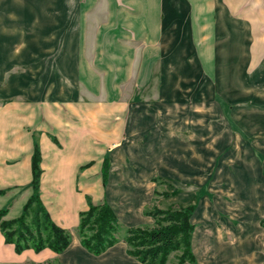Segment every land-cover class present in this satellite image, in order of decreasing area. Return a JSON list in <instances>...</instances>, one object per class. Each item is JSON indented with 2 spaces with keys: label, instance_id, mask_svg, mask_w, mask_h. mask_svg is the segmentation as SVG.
<instances>
[{
  "label": "crops",
  "instance_id": "crops-1",
  "mask_svg": "<svg viewBox=\"0 0 264 264\" xmlns=\"http://www.w3.org/2000/svg\"><path fill=\"white\" fill-rule=\"evenodd\" d=\"M223 125L234 143L217 187L210 171L182 195L192 252L196 264H264V0H0V198L22 211L36 144L39 198L70 234L60 253L16 254L0 232V264H141L122 241L98 255L80 244L86 196L124 228L152 226L155 173L133 154L176 131L189 146L195 128L199 153L183 148L178 172L198 178L230 142Z\"/></svg>",
  "mask_w": 264,
  "mask_h": 264
},
{
  "label": "trees",
  "instance_id": "trees-1",
  "mask_svg": "<svg viewBox=\"0 0 264 264\" xmlns=\"http://www.w3.org/2000/svg\"><path fill=\"white\" fill-rule=\"evenodd\" d=\"M40 160V151L34 144L30 162L31 193L22 206L21 214L13 219H4L7 209L0 208V232L5 243L13 244L16 254L26 249L37 253L44 248L60 253L70 242L69 232L52 222L39 198ZM107 170L105 156L101 167L103 186L106 184ZM2 194L4 190H0V195ZM86 201L88 208L80 213L76 231L80 244L92 254L98 255L122 241L126 244L127 254L141 264H165L168 255L176 250L181 251L177 264L194 262L191 251V236L194 230L191 216L194 205L146 212L155 218L153 226L125 228L123 236L118 237L122 225L112 208L105 201L93 204L88 196ZM29 212L32 216L30 223H27Z\"/></svg>",
  "mask_w": 264,
  "mask_h": 264
},
{
  "label": "rangeland",
  "instance_id": "rangeland-1",
  "mask_svg": "<svg viewBox=\"0 0 264 264\" xmlns=\"http://www.w3.org/2000/svg\"><path fill=\"white\" fill-rule=\"evenodd\" d=\"M195 14H197V9H194ZM137 111L135 108H133L132 112ZM135 114V113H134ZM137 114H135L136 116ZM139 116V115H138ZM136 116V117H138ZM141 123V121H138ZM142 125H140L138 130H143L141 128ZM223 127V132H226L229 134L228 140L230 142L226 145V148L224 151H218L221 146H218L214 148V150L206 156V173L202 172L200 175L201 177H193L191 180H189V177L183 176L181 173L178 172V168L180 166V163L183 162L184 159V153L183 148H190L191 151L194 149L195 145L198 143L199 135L195 134V128H192L193 133H191V141L189 146L183 147L182 142H187L189 139V135L186 132L181 133L180 131H176L175 135L168 136L166 139V146L165 148L160 146L157 141L162 140V136L160 138L155 136V141L151 142L150 144V151L148 153H145L144 151H137L133 154L132 159H138L141 163H150V165L145 166L144 173L151 172V169L155 173L153 177H151L152 187H153V197L151 198V203L147 205V207L144 210V213L153 211L154 209H161V210H169V209H178L180 207H183V204L188 203V201L182 200V195L189 194L193 195V193L196 191L199 182L203 179L204 175H208L210 171H212V177L211 181L209 182V187L216 188L217 184L216 181H218V170L223 164H228L231 161V158L229 156V151L231 147V144L234 143V138L231 136V134L227 131L228 129H225V125ZM154 132V129L152 133ZM150 133V134H152ZM201 138V137H200ZM236 141V140H235ZM208 142L212 143V140L208 139ZM157 143V144H156ZM187 145V144H186ZM152 149V150H151ZM187 153V151H186ZM198 151H192L191 154L196 155L198 154ZM187 155V154H186ZM187 158V156H186ZM216 161H215V160ZM187 163V161H186ZM215 164V167L213 164ZM223 163V164H222ZM142 172V171H141ZM189 178V179H188ZM187 179V180H186ZM206 189H202L200 191H197L196 196L200 197L201 195L205 194ZM211 190V189H210ZM231 202V200H229ZM10 207L8 209L7 218H16L21 214V204L18 203V201L11 200L10 201ZM192 204V202H191ZM6 200L4 198H0V208L5 207ZM188 206V205H187ZM185 207V206H184ZM195 207V206H194ZM149 215V214H147ZM32 213L29 212L28 217L26 218V222L30 223L31 221ZM152 216V215H150ZM153 217V216H152ZM154 218V217H153ZM155 220V218H154ZM155 223V222H154ZM152 224V226L154 225ZM264 223V221H263ZM151 226V225H150ZM124 227H122L121 231L118 233V237L123 236ZM77 232V231H76ZM192 251V248H191ZM181 254L180 250H176L171 252L166 260L165 264H177V257ZM193 254V252H192ZM194 255V254H193ZM188 264H196V260L194 257V262H184ZM183 263V264H184ZM18 264V263H16ZM45 264H55L54 262H48Z\"/></svg>",
  "mask_w": 264,
  "mask_h": 264
},
{
  "label": "bare ground",
  "instance_id": "bare-ground-1",
  "mask_svg": "<svg viewBox=\"0 0 264 264\" xmlns=\"http://www.w3.org/2000/svg\"><path fill=\"white\" fill-rule=\"evenodd\" d=\"M198 125H200V124H198ZM202 126V125H201ZM207 127H209V126H207ZM217 127V126H216ZM215 129V128H214ZM216 131V130H215ZM205 133V132H204Z\"/></svg>",
  "mask_w": 264,
  "mask_h": 264
}]
</instances>
